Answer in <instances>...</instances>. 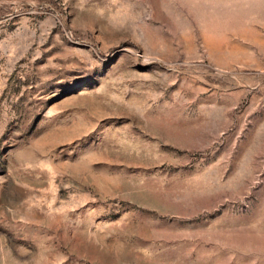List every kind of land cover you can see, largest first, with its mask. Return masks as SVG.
<instances>
[{"label": "rangeland", "instance_id": "374dc122", "mask_svg": "<svg viewBox=\"0 0 264 264\" xmlns=\"http://www.w3.org/2000/svg\"><path fill=\"white\" fill-rule=\"evenodd\" d=\"M0 264H264V0H0Z\"/></svg>", "mask_w": 264, "mask_h": 264}]
</instances>
